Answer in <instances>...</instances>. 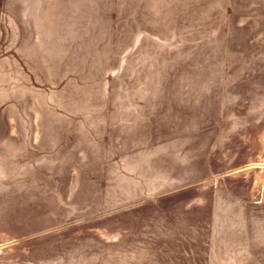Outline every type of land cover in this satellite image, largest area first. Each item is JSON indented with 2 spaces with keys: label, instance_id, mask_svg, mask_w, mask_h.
Returning <instances> with one entry per match:
<instances>
[{
  "label": "rangeland",
  "instance_id": "rangeland-1",
  "mask_svg": "<svg viewBox=\"0 0 264 264\" xmlns=\"http://www.w3.org/2000/svg\"><path fill=\"white\" fill-rule=\"evenodd\" d=\"M0 264H264V0H0Z\"/></svg>",
  "mask_w": 264,
  "mask_h": 264
}]
</instances>
